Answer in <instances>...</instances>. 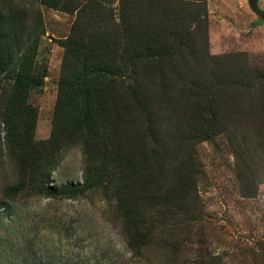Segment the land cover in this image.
I'll return each instance as SVG.
<instances>
[{"label":"rangeland","instance_id":"1","mask_svg":"<svg viewBox=\"0 0 264 264\" xmlns=\"http://www.w3.org/2000/svg\"><path fill=\"white\" fill-rule=\"evenodd\" d=\"M123 1L0 0L5 35L34 40L36 61L45 69L41 85L33 86L26 99L33 110L29 125L34 141H48L53 131L58 137L64 134L63 125L56 130L54 125L65 117L64 110L57 114V103L65 76L64 43L73 25L81 23L91 33L109 39L104 33L119 22ZM159 2L138 0L129 14L136 20L144 5L145 16L157 25L164 19ZM255 4L262 16L249 8L248 0H205L206 18H200L195 27L187 18L180 29L190 35L182 57L186 64L175 63L177 72L166 70L168 75L163 71L160 82L156 63L139 67L150 89L171 88V103L180 100L184 105L181 100L189 96L192 83L200 84L204 73H216L218 67L207 65L208 58L225 62L221 66L226 73L225 89L219 101L222 130L205 133L204 123L191 107L188 114L162 111L154 116L162 128L159 152L173 150L172 138L174 147L176 137L184 139L177 156L168 153L161 161L163 180L171 185L179 165L187 163L189 156L197 163L177 231L158 229L147 235L146 198L134 193L136 187L144 189L147 151L141 144L134 147L136 132L127 169L129 200L137 207L130 212L128 225L117 208L112 184L90 173L82 140L67 134L45 182L47 194L24 191L7 199L6 191L16 186L17 171L26 162L20 164L19 150L7 147L3 124L7 84L0 82V264H178L204 253L219 264H264V0ZM173 32L159 31L169 51L179 45ZM172 128L177 129V136L172 135ZM186 208L188 219L182 217Z\"/></svg>","mask_w":264,"mask_h":264},{"label":"trees","instance_id":"2","mask_svg":"<svg viewBox=\"0 0 264 264\" xmlns=\"http://www.w3.org/2000/svg\"><path fill=\"white\" fill-rule=\"evenodd\" d=\"M158 4L162 7L164 19L155 25L145 16L147 12L144 5L135 15H139L137 19L133 20L129 12L139 5L138 0H124L119 22L112 26L109 33H104L109 39L91 33L81 23L73 25L70 37L64 43L65 76L59 84L57 103V114L64 110L65 117L54 125L55 130L63 125L64 134L58 137L53 131L50 139L45 142L34 141L30 127L33 124L30 121L33 110L26 104L28 91L33 86L41 85L45 69L36 61L34 40L17 35L19 39H11L5 35L6 25L0 22V82L7 84L3 100L7 147L13 151L19 150L17 156L20 164L26 162L17 171L16 186L6 191L7 199L24 191L36 196L47 194L45 182L67 134L82 140L85 164L91 166L90 173L98 181H104L105 178L112 184L117 208L121 210L125 224L128 225L130 212L136 206L129 200L130 172L127 169L132 152V137L136 132L134 147L141 144L140 148H144L145 153L147 151L143 167L147 179L143 190L136 187L138 191L134 189L133 192L141 193L146 198L144 220L147 235L151 236L158 229L177 231L181 206L187 207L188 191L193 186L192 178L198 172L197 163L189 156L187 163L179 165L171 185L165 178L163 180L161 161H164L168 153L177 156L184 139L176 137L178 145L174 147L172 138L170 145L173 150L169 152L164 149L159 152L158 135L162 128L154 116L162 111L170 115L176 112L179 115L188 114L191 107L193 114L204 123L205 133L222 130V102L219 101L220 93L225 89L226 73L221 67L225 64L222 58H208L207 65L211 63L213 67H218L216 73L209 72L208 76L204 73L203 79L199 80L200 84L192 83L189 96L181 100L185 102L184 105L180 100L177 104L171 103V88L159 85L150 89L146 85L139 67L156 63L160 67L157 76L159 82L163 80V71L166 75V70L177 72L175 63L186 64L182 57L183 50L188 48L190 36L180 31L184 21L188 18L189 24L195 27L201 22L200 18H206L205 0H160ZM163 29H175L173 37L179 42L176 49L169 51L164 44L159 35ZM8 73L10 77H7ZM170 76L176 78L174 73ZM172 129V135L177 136V129ZM157 153L161 155H154ZM183 211L187 214H182V217L188 219L189 211L187 208ZM169 234L172 236V232ZM178 264L219 263L216 258L204 253L199 259H181Z\"/></svg>","mask_w":264,"mask_h":264},{"label":"water","instance_id":"3","mask_svg":"<svg viewBox=\"0 0 264 264\" xmlns=\"http://www.w3.org/2000/svg\"><path fill=\"white\" fill-rule=\"evenodd\" d=\"M248 6L254 13H256L260 16L263 15L262 12L257 9L256 4H255V0H248Z\"/></svg>","mask_w":264,"mask_h":264}]
</instances>
